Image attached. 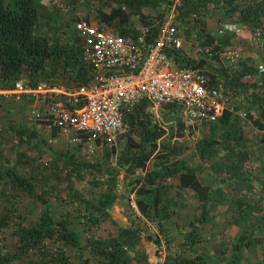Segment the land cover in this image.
I'll list each match as a JSON object with an SVG mask.
<instances>
[{
    "label": "trees",
    "instance_id": "16d2710c",
    "mask_svg": "<svg viewBox=\"0 0 264 264\" xmlns=\"http://www.w3.org/2000/svg\"><path fill=\"white\" fill-rule=\"evenodd\" d=\"M70 1L75 2L77 0ZM103 2H113L115 6L107 13L99 9L100 21L103 23L116 21L120 26L117 32L121 35L131 33L126 27L131 15H141L142 10L146 7L155 8L164 4L170 8L173 5L180 21L194 20V25L186 27V36L193 37L195 35L193 34V27H197L199 45L204 52L205 47L209 46L212 53L211 57L215 56L214 53L217 50L226 46V41L222 40L221 37L208 34L204 19L221 9H223L226 18L233 19L230 21L240 25L241 29L237 32L238 35H244L243 32L252 34L254 26H261L264 34V0H103ZM50 7L52 6L45 5L40 0H13L12 6H8L4 0H0V82L9 83L7 87H12L13 82L20 77L28 79L29 83L35 85L47 66H50L53 72L62 67V72L71 81L87 79L89 71L80 61L81 44L78 37L70 30V27L67 31H59L61 24L53 22L48 15L51 10ZM85 17L88 19L87 16ZM53 29L59 31V38L51 36L50 32ZM157 35L158 28H151L146 38L155 42L154 38ZM64 36L69 41H64ZM169 53L176 63L181 62L202 67L203 60L192 62L188 58L185 59L184 56H181L180 50ZM206 56H208L207 53ZM241 59L247 60L244 56H240L239 60ZM245 66L243 64V68ZM206 74L211 84L221 86L227 97V104L232 105L234 109L230 111L226 108L216 121L197 126L201 129L209 126V129L207 133H203L198 141L195 152L202 159H212L216 155L221 159L220 151L227 152L223 162L212 165L216 176L227 173L233 179L232 183L235 189H242L240 187L249 189L252 186L245 174L252 169V166L247 163L246 149H242L245 138L242 131L230 121V118L240 107L249 111L254 101L258 99L259 103L261 100L258 95L262 90L257 88L256 84H249L248 80H243L242 77L249 75L244 72L228 76L227 68L220 66L217 67L216 73L206 70ZM262 75L264 74H260V76ZM145 105L146 102L138 104L133 111L126 115L128 132L134 133L133 136L127 135V141L129 138L138 137L139 142L129 147L126 145L127 149L124 151V157L119 164L126 165L128 173L136 175L134 178L136 185L134 184L135 186L129 189L128 194L133 193L134 203L139 211L143 215L151 217L159 230L166 233L163 237L166 241V238L169 240L176 238L168 232L166 222L172 218L173 214L178 215L176 208H182L184 205V195L179 191L180 188H191L197 193L199 201L202 202L201 218L199 219L201 222H207L214 218L213 215L209 214V210L215 209L219 205L218 201L224 197L222 194H217L215 196L217 200L214 201L211 198L208 203L210 197L208 186L201 185L198 179V173L202 166L187 164L180 156L186 147L182 144H170L173 137L182 136V122H180L182 127H179L177 134L172 132L170 135H165V130L153 123L151 115L145 111ZM259 106L261 118H263L264 102H260ZM165 109L178 113L176 106L171 105ZM179 119H181L180 116ZM51 133L55 135L56 131L53 130ZM159 138H162L163 141L158 145L157 140ZM147 145L150 146L149 149ZM106 149L111 152L115 150L113 146L106 147ZM82 167H89L87 168L89 174H94L95 170L99 173L103 171L97 166H89L86 163H83ZM145 169H147L145 174L140 175ZM111 171L113 173L111 172L110 175V194H103L97 202L89 204L80 195H76V197L79 201L86 203L85 211H87V217L93 225L103 220L110 223L107 230L108 238L101 236L98 238L96 235L95 238L86 240L87 247L97 258V264H126L125 254L127 249L131 250L135 246L134 241L137 235L129 228H116V222L109 213V206L114 201L113 198L117 196L115 188L112 187L115 183L117 170L111 168ZM8 173L12 185L38 198L27 179L14 172ZM175 176L179 181L178 190L171 182V178ZM132 180L133 178L130 182ZM220 181L223 182L224 180L220 179ZM129 196L127 195L128 199L131 198ZM128 203V207L132 208L130 200ZM238 213V218L234 217V223L239 233L236 235L234 239L236 243L233 242L234 247H232L234 252L236 251L234 248H237L242 253L245 245L249 247L258 243L260 240L257 238L260 235L254 228H249L250 224L247 223L249 222L248 214L250 217L252 216L249 207L241 206V211ZM10 220L11 216L8 212H0V235L10 225ZM103 226L105 227V225ZM259 229L263 234V228L260 227ZM115 230L117 232L113 233ZM15 233L17 234L19 253L25 254L33 250L40 255V258L47 261L45 264H72L70 254L64 247H78L80 245L74 227L70 226L66 220H55L47 214L41 215L34 225L19 228ZM198 236L199 233L192 229L183 235L185 241H176L177 243L174 244L171 242L170 245L175 246L176 251L175 253H167L166 264H208L203 255L192 258L183 255L187 250L193 249L192 245L195 242L193 240ZM47 239L51 242H46ZM153 241L160 244L158 238L153 239ZM186 244L190 246H186ZM14 258L16 255L13 253L0 252V264H12ZM84 259L83 262L85 263H89L91 260L90 258ZM235 259H240V256L236 255Z\"/></svg>",
    "mask_w": 264,
    "mask_h": 264
},
{
    "label": "rangeland",
    "instance_id": "374dc122",
    "mask_svg": "<svg viewBox=\"0 0 264 264\" xmlns=\"http://www.w3.org/2000/svg\"><path fill=\"white\" fill-rule=\"evenodd\" d=\"M4 1L8 6L13 4V0ZM61 1L64 3L65 11H60L52 6L48 12L53 22L61 24L59 30L61 32L62 30H69L73 14L87 16L91 21L102 24L99 9L107 13L115 6V3H106L103 0ZM73 9L75 12L70 13ZM167 19L174 22V38L182 46L179 49L181 56L192 62L203 60L202 67L207 72L216 73L217 67L221 66L227 68L228 76L239 72L249 74L242 77V79L248 80L249 84H256L257 88L262 90L258 98L261 100L260 102H264V75L260 76L258 73V65L264 59V46L249 45L247 40L251 34L243 32L244 35H239V37L246 40H243L240 47L235 48L240 52V55L244 54L243 56L247 60L241 59L243 60L241 61L238 59L236 62L230 63L218 55L214 57L206 56V52L199 45L197 27H193V34H195L193 37L186 36V27L194 25V20L180 21L172 6L167 8L164 4H161L155 8L146 7L142 10L141 15H131L126 27L132 35L140 32L142 28L160 29L162 22ZM230 20L233 19L226 18L223 9L212 16H208L204 19L208 34L216 36L215 30L218 25ZM108 25L116 32L120 27L116 21H111ZM257 28L258 26H254L252 32ZM59 31L53 29L50 32L51 36L59 38ZM262 40L264 42V36H262ZM64 41H69V39L64 36ZM243 64L246 65L244 68ZM239 65L241 66L239 67ZM39 81H43L47 86H56L66 90H70L74 86V82L68 80L62 72V67L53 72L52 68L47 66ZM8 84L0 82V212H8L11 220L10 225L0 235V252L15 254L16 258L13 259L12 264H45L47 261L40 258V255L33 250L25 254L19 253L15 231L17 232L19 228L24 226L34 225L41 215L47 214L55 220H66L70 226L75 228L80 245L78 247H64L67 253L70 254L72 264H97V258L93 256L91 250L87 247L86 240L93 239L96 235H98V238L100 236L108 238L109 233L107 230L110 223L103 220L93 225L87 217L85 207L86 203L97 202L103 194H110L111 168L117 170L115 183L112 187L118 189L117 196L124 197L123 202L121 201L124 203V208L121 207L120 201L115 197L113 198L115 201L110 206L112 219L116 222L115 227L129 228L137 235L134 244L140 246L139 249L144 248L143 244L148 247L151 241L157 237L146 225L147 222L153 220L151 217L143 215L136 205L132 208L127 205L130 200L127 195H131L128 194L129 189L136 185L134 182L136 175L121 173L122 169L117 168L120 160L124 157L127 146L138 144L139 138H129L127 143L117 139L116 144L111 145L115 148L114 152L106 149V147L110 148L111 146L109 147V143L102 138L98 139L93 151H89L86 145L81 142L64 144L61 139L56 138L54 134L49 133L46 129L47 120L52 110L51 107L56 101L60 100L61 96L49 92L27 93L17 96L10 91L3 92L4 89L10 88L7 87ZM259 103L258 99L254 101L249 111L245 110L244 107H240V111L234 112L230 118V121L238 126L245 138L242 149H246L247 163L252 166V169L245 174L252 186L249 189L246 187H240L242 188L240 190L235 189L232 183L233 179L227 173L216 176L212 165L223 162L226 159L227 152L220 151L221 159L218 158V155L212 159H202L197 152H193V148L195 147L196 151L198 141L204 132L207 133L209 126H205L203 129L196 127L195 131H198L196 139L184 136L178 139V144L174 140V142H171L174 145L182 144L186 147V150L180 156L187 164L192 163V165L202 166L198 173V179L201 185L208 186V193L210 194L208 203L211 198L214 201L217 200L215 198L217 194H222V197H224H221L222 199L218 201L219 205L216 207L219 208L218 214H221V212L227 214L231 211V218H238L241 206L249 207L252 216L250 217V214H248L249 222L247 223L251 225H249V228H254L257 234L260 235L257 238L260 241L249 247L245 245L242 253L237 248H234L236 249L234 252L233 247L236 243L234 237L233 241H230L228 246L224 247V250L230 249L228 264H264V233L262 234L259 229L262 227L264 230V117L261 118ZM151 120L153 119L151 118ZM159 122L160 126H158L161 128L164 126L168 135L172 132L177 134L179 127H182L179 116L169 110L161 112ZM188 146L192 148L191 151H188ZM147 148L149 149L150 146L147 145ZM83 163L89 166H97L103 171L99 173L95 170L94 174H89L87 170L89 167H82ZM118 166L121 167L120 164ZM8 172H14L27 179L38 198L12 185ZM132 178L133 180L130 182ZM220 179L224 181L222 182ZM191 190L189 191L191 192L190 202L184 203L183 207L187 205L184 208L190 209L192 217H197L202 202L199 201L197 193L193 189ZM76 195L83 197L86 203L79 201ZM132 197L134 201V196ZM116 232L115 230L113 233ZM160 234L163 245H161L162 247L155 246L157 247L156 252L165 253V257L168 252L175 253V246L170 245L175 239L169 240L166 238L165 241L163 237L166 233L160 231ZM46 242L51 241L47 239ZM220 248H222V245ZM236 255H239L240 259H235ZM84 258H90L91 260L89 263H85L83 262V260L85 261ZM217 264L222 263L217 262Z\"/></svg>",
    "mask_w": 264,
    "mask_h": 264
},
{
    "label": "built area",
    "instance_id": "2783aa9c",
    "mask_svg": "<svg viewBox=\"0 0 264 264\" xmlns=\"http://www.w3.org/2000/svg\"><path fill=\"white\" fill-rule=\"evenodd\" d=\"M41 2L66 10L61 0ZM172 8L175 10L173 5ZM73 12L74 9L70 13ZM71 20L70 30L81 44V64L89 71L87 79L73 81L74 86L66 90L47 86L43 81L32 85L20 77L3 90L17 96L40 92L61 96L51 107L46 124L49 133L54 130L59 135H71L75 142L93 151L100 138L111 144L110 139L126 127V115L142 102H146L145 111L159 126L161 112L171 105L178 107L176 114L181 117L184 130L216 121L226 108L233 111L221 86L211 84L203 67L176 63L171 57L169 52L182 47L174 38L173 20L162 22L155 42L146 38L150 27L134 35H121L108 23H95L77 13ZM240 29L238 23L225 21L216 32L237 34ZM251 36L253 45L263 46L261 29H255ZM205 52L212 54L209 46ZM214 54L230 63L240 58L235 48H221ZM258 73L264 74V59L258 65ZM130 205L135 207L133 197Z\"/></svg>",
    "mask_w": 264,
    "mask_h": 264
},
{
    "label": "crops",
    "instance_id": "0c3cea01",
    "mask_svg": "<svg viewBox=\"0 0 264 264\" xmlns=\"http://www.w3.org/2000/svg\"><path fill=\"white\" fill-rule=\"evenodd\" d=\"M258 28L261 29L262 36H264L261 26H258ZM215 33H216V37H221L222 40L226 41V44H225L226 46L224 48L240 47L242 45L243 40H246L245 38L239 37L238 34L227 33L225 35H219L216 32V30H215ZM251 39H252V36L248 37L247 42L249 43V45L252 44ZM262 44L264 46V43H262ZM263 46H261V47H263ZM244 53L246 54L247 52H244ZM243 55L241 54L240 56H243ZM162 128L165 130V135H168V132L164 128V126ZM195 128L196 127H193L191 130H187V129L184 130V128H183L182 136L177 137V139H175L173 137L170 140V144L174 145L171 143L174 141L176 144H178L179 143L178 139L181 137H184V136H189V137H191V139H196L198 131H195ZM128 131H129V127L126 123V127L123 129V131L119 135H115L110 139L111 144H109V147L111 145H115L117 142V139H120V140H123L124 142H126L127 141V135H130V136L134 135L133 132L129 133ZM54 136L58 139H61L62 142H64V144H73L75 142L71 135H59L56 133ZM162 141H163V139L159 138L157 140L158 145ZM68 142H70V143H68ZM191 149L192 148H190L188 146V151H191ZM193 152L195 153V147L193 148ZM189 165L195 166V165H192V163H189ZM117 168L122 169L121 173L132 175V173H128L126 165H124V166L121 165V167H119L117 165ZM146 170L147 169H145L142 173H140V175H144ZM171 182L174 183V186H176L175 188L178 190L177 186L179 185V181H178L177 176L171 178ZM115 190L118 193V189H115ZM179 191H181L184 195L183 202L185 204L189 203L190 202L189 196L191 193L189 191H192L191 188H185V189L180 188ZM132 196H134V195L131 193L130 197H132ZM116 198L120 201L121 207L123 206V208H124V203H122L124 197L116 196ZM115 199H114V201H115ZM113 202H112V204H113ZM110 206H109V213H110ZM186 206H184V207H186ZM184 207L179 208V209L176 208V210L178 211V215L173 214L172 218L168 222H166V225L168 227V232L171 235L176 236L175 240L173 241V244L177 243L179 241H185V238H183V235L186 232H189L192 229H194L195 231H197L199 233V236H198V238L196 237L193 240V241H195L192 245L193 249L187 250L186 253H183V255L191 257V258L195 257V256L203 255L208 264H217V262H221L222 264H228L227 262L230 258V252H229L230 249L224 250V247H227L228 243L230 241H233L234 237H236V235L239 233V230L234 223V218H231V211L227 214H225L224 212H221V214H218L219 208L210 209L209 214L213 215L214 218L211 219L210 221H207V222H201L199 220L201 218V209L197 212V217H198L197 218L194 216L192 217V212H190V209L184 208ZM110 215H111V213H110ZM111 217H112V215H111ZM146 225H147L148 229L152 230L155 233V235H157V237H155V239L156 238L160 239V244L159 243L156 244L152 240L148 247H146L145 244H143L144 248H142V249H139L140 246L135 245L133 248H131V251L129 249L125 254L126 264H166L165 253L156 252L157 247H155V246L162 247L161 245H163V241L161 238L159 228L156 226L154 221L147 222ZM178 235H180V236L177 237ZM177 239H180V240H177ZM221 245H222V248H220ZM186 246H190V245L186 244ZM198 248H201V249H198Z\"/></svg>",
    "mask_w": 264,
    "mask_h": 264
}]
</instances>
